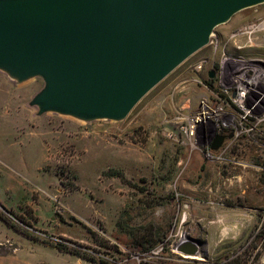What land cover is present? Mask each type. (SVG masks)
Segmentation results:
<instances>
[{"label":"rangeland","instance_id":"1","mask_svg":"<svg viewBox=\"0 0 264 264\" xmlns=\"http://www.w3.org/2000/svg\"><path fill=\"white\" fill-rule=\"evenodd\" d=\"M44 85L0 69V202L19 227L0 218V264H264V2L217 25L122 120L39 114ZM202 100L208 134L188 136Z\"/></svg>","mask_w":264,"mask_h":264},{"label":"water","instance_id":"2","mask_svg":"<svg viewBox=\"0 0 264 264\" xmlns=\"http://www.w3.org/2000/svg\"><path fill=\"white\" fill-rule=\"evenodd\" d=\"M264 0H0V69L40 76L30 104L86 121L122 120L214 28ZM210 76H213L211 72ZM226 136L212 145L219 149ZM188 256L198 248L187 243Z\"/></svg>","mask_w":264,"mask_h":264},{"label":"built area","instance_id":"3","mask_svg":"<svg viewBox=\"0 0 264 264\" xmlns=\"http://www.w3.org/2000/svg\"><path fill=\"white\" fill-rule=\"evenodd\" d=\"M204 65H205V61H199L195 65V68L200 71L204 68ZM248 91L250 90L243 89L242 87V91L239 94V96L241 97V102H244L247 94L246 92ZM256 104L257 103L253 104L252 107H254ZM208 113H209L208 106L205 100H202L200 109L198 110V112L195 113L194 116L190 118L187 126L184 127L185 133L188 136H198V135L206 136L208 134L209 121H210L207 117Z\"/></svg>","mask_w":264,"mask_h":264},{"label":"trees","instance_id":"4","mask_svg":"<svg viewBox=\"0 0 264 264\" xmlns=\"http://www.w3.org/2000/svg\"><path fill=\"white\" fill-rule=\"evenodd\" d=\"M6 213H10L14 216H17V214L7 208L6 206H4L1 202H0V218L2 220H4L9 226L11 227H14V228H19L16 224H14L12 222V220H10L7 216ZM28 236H30L31 238L35 239V240H39V238H37L36 236L32 235L30 232L28 231H24ZM44 243L46 244H50L49 242L47 241H44ZM54 247H56L57 249H59L60 251H64V252H68V253H71L73 255H77L79 257H82V258H85V259H93L92 257H89L88 255L84 254V253H81L79 250H77L76 248H72V247H69V246H66L65 244H61V243H58V244H54L53 245Z\"/></svg>","mask_w":264,"mask_h":264},{"label":"bare ground","instance_id":"5","mask_svg":"<svg viewBox=\"0 0 264 264\" xmlns=\"http://www.w3.org/2000/svg\"><path fill=\"white\" fill-rule=\"evenodd\" d=\"M248 83H250V82L247 81V85L249 86ZM247 85H244V89H247V87H246ZM249 87H250V86H249ZM248 89H249V88H248Z\"/></svg>","mask_w":264,"mask_h":264}]
</instances>
